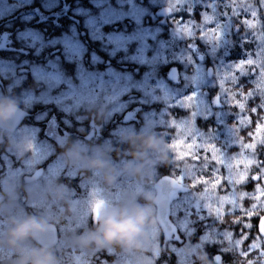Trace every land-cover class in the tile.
I'll list each match as a JSON object with an SVG mask.
<instances>
[{
    "label": "trees",
    "instance_id": "obj_1",
    "mask_svg": "<svg viewBox=\"0 0 264 264\" xmlns=\"http://www.w3.org/2000/svg\"><path fill=\"white\" fill-rule=\"evenodd\" d=\"M211 2L0 0V31L9 37V46L0 47V95L15 98L23 114L16 128L0 131V264H20L21 252L8 246L7 234L14 219L27 215L43 217L56 229V242L46 247L56 264H264V237L258 229L264 216V179H251L264 165H249L248 179L230 185L226 164L212 161L210 151L203 170L202 158H177L192 140L174 123H190L197 143L208 140L235 157L233 173L244 171V157L252 158L251 150L235 143L233 125L240 110L221 93L220 74L250 53L254 60L264 59L255 55L261 42L253 35L264 31V3L234 0L240 15L227 18L220 13L231 14L232 7L221 5L214 13ZM251 10L257 12L255 18ZM204 13L212 19L206 21ZM245 18L256 27L240 25ZM174 20L182 21L181 27L191 20L195 38L178 32ZM256 81L258 70L236 85L226 82L225 88L256 92ZM259 104L256 92L245 112L252 123L238 134L244 142H252L249 132L257 141L264 138V132L255 131L264 110L250 112ZM92 122L100 127L96 135ZM51 130L57 138L50 136ZM145 135L160 138L167 155L135 156ZM179 141V150L167 147ZM76 147L84 149L86 158L106 160L116 180L105 184L103 173L71 163L67 153ZM199 154L204 156L203 148ZM256 159L264 161V147L258 145ZM194 163L197 177L208 183L192 188L185 175L179 192L169 199L172 229L167 231L158 217V184L161 178L174 180L187 173ZM216 168L220 182L213 187ZM241 193L247 195L241 199ZM145 194L155 197L156 224L143 248L78 243L94 227L91 207L98 199L143 203ZM225 196L235 198L237 207L224 203L223 217L216 219L219 198ZM254 203L259 211L249 221L244 210ZM204 204L211 206V215ZM248 222L250 229L243 226ZM229 231L231 239L224 237ZM252 243L260 248L251 250ZM24 247L45 246L30 240Z\"/></svg>",
    "mask_w": 264,
    "mask_h": 264
},
{
    "label": "clouds",
    "instance_id": "obj_2",
    "mask_svg": "<svg viewBox=\"0 0 264 264\" xmlns=\"http://www.w3.org/2000/svg\"><path fill=\"white\" fill-rule=\"evenodd\" d=\"M21 110L18 101L9 96L0 95V131L10 128L20 118ZM84 149L73 148L67 155L73 164H83L89 169L103 173L105 184L116 180L114 171L103 158H86L81 155ZM164 142L155 135H145L139 138L137 157L149 154L167 155ZM143 203L130 201L113 204L98 199L92 207L94 227L78 237V243L84 247L106 248L116 246L128 249H140L145 246L150 232L156 224L153 205L155 197L149 194L143 196ZM49 229L47 219L27 215L14 219L7 234V244L10 248L21 252L20 264H56L53 252L46 247L25 248L30 240L41 239Z\"/></svg>",
    "mask_w": 264,
    "mask_h": 264
},
{
    "label": "snow or ice",
    "instance_id": "obj_3",
    "mask_svg": "<svg viewBox=\"0 0 264 264\" xmlns=\"http://www.w3.org/2000/svg\"><path fill=\"white\" fill-rule=\"evenodd\" d=\"M261 3H264V0H261ZM221 5L225 9L232 7L231 14H229L227 10H225L223 13H220L224 17L233 18V17H238L240 15V12L237 10L235 6L234 0H212V2L208 4V7L211 8L213 12L215 13ZM251 7L252 6L249 5L246 11L250 10ZM169 10L171 11L174 9L170 8ZM190 11L191 9H189V12ZM250 14H251V17L253 18L257 16V12L255 10H251ZM203 16L206 21L212 19L211 17L207 16V13H204ZM174 23L176 24L178 32L182 33L183 35L187 37L195 38V32L193 31V29L196 27V25H194L191 20L183 23V27H181L182 21L174 20ZM240 25L245 26V28L248 30L254 29L256 27V24L253 22V20H249L247 18L242 20L240 22ZM240 25H237V27H239ZM221 27H222L221 24H217V28L221 29ZM253 35L256 40H259L261 42V48L259 49V51L255 53L257 57H261L262 55H264V31L260 33L253 32ZM220 36H221V33L216 34V41L220 39ZM252 57H253V53H250L247 59L239 61L238 63L232 65L228 71H223L220 74L221 93L226 97V100L229 104H231L233 107L238 108L240 110L238 113H236L237 121H236V124L233 125L234 135L236 138L235 143L239 142L240 147L242 149L252 151V158L244 157V159L241 161L244 164V171L242 173H233V165L231 163V160L235 159V157H228L221 148L216 146L215 143H210L208 140H204L203 143H197V136L194 134L193 127L191 126L190 123L188 124H184V123L175 124L174 123L173 124L175 128L185 129L186 134L192 140L191 143L186 145V151L181 152L180 156H178L177 158H182L184 156H190L193 161H197L202 158L204 163L203 165L199 167V170H203L209 166L210 161H209V157L207 153L210 151L212 161H216L218 164H226V167L229 171V175L225 179H227L230 185L239 184L248 179L249 165H253V164H256L257 166L264 165V161H258L256 159L258 145L261 147H264V138H261L260 140L257 141L255 139L254 134L252 132H249L248 135L249 137H252V142H244L243 138L238 135L242 127H245L252 123V116L245 114V112H246L248 100L250 98H254L256 95V92L259 93L260 104L259 106L252 107L250 109V112L252 114H255L260 110H264V59L254 60ZM233 69H235L236 71H232ZM257 70H258V81L255 82L256 92L251 91V90L245 92L242 86L239 92H235L232 89L225 88L226 82H231L233 85H236L239 83L240 77L254 75L257 73ZM238 96L241 98L237 99ZM257 120L258 122L256 124V129H255L256 133L264 132V116L257 117ZM182 144H183V141H179L167 147H170L173 151H177L181 148ZM201 148L204 149V153H205L203 157H201L199 154V149ZM240 155L243 156V153H241ZM197 170H198V166L195 163L192 164L188 172L174 179L173 183L177 185L181 184V182L185 178V175H188L191 178L192 188H195L198 183H208V181L204 180L203 178L197 177ZM218 173H219L218 168L213 170V175L216 177V181L213 184V187H215L216 184L220 182V177ZM251 179L252 180L264 179V167H261L259 174L251 176ZM257 189L259 190V185L257 186ZM245 195L247 194L241 193L240 198L243 199ZM219 203H220V206L215 209L216 219H222L223 217L222 209H223L224 203L231 204L233 206L232 210H234L237 207L236 199L230 198L228 196L220 197ZM204 207L207 209L209 215H211L212 214L211 206L208 204H204ZM260 208L264 209V205H261ZM244 211H245L246 217H248L250 221L253 215L258 214V211H259L258 205L254 203L251 206L250 210H244ZM239 222L240 221H234V223H239ZM243 226L246 229H250L252 227L250 222L244 223ZM259 232L264 234V216L260 217ZM225 236L231 239L232 232L229 231L227 233H224V237ZM246 238L247 237L244 236V239ZM242 242H243L242 240H237V243L239 245L242 244ZM249 247L251 250H257L260 248V246L257 243H252ZM246 255H249V253L247 252ZM260 255L264 256V252L260 253Z\"/></svg>",
    "mask_w": 264,
    "mask_h": 264
},
{
    "label": "water",
    "instance_id": "obj_4",
    "mask_svg": "<svg viewBox=\"0 0 264 264\" xmlns=\"http://www.w3.org/2000/svg\"><path fill=\"white\" fill-rule=\"evenodd\" d=\"M23 114L21 112L20 118L16 121L14 125H12L7 130H13L16 128L20 122L22 121ZM160 193L164 196L163 198L159 199L157 203V211H158V217L161 222L165 225L167 230L171 227V223L168 222V204L169 199L171 198V192L178 190L177 184L173 183V179L171 178H161L159 184H158ZM260 224V221H259ZM258 224V229H259ZM262 237H264V234L260 233ZM57 240V232L56 229L53 226H49L48 232L39 240H36L39 244L45 246V247H51Z\"/></svg>",
    "mask_w": 264,
    "mask_h": 264
},
{
    "label": "rangeland",
    "instance_id": "obj_5",
    "mask_svg": "<svg viewBox=\"0 0 264 264\" xmlns=\"http://www.w3.org/2000/svg\"><path fill=\"white\" fill-rule=\"evenodd\" d=\"M162 11V10H161ZM6 46H9V37L7 36V34H4L3 32H1L0 31V47H6ZM176 75H177V73H176V70H173L172 72H171V77H176ZM132 115L134 116V113H132V114H128L127 115V117L129 118V117H132ZM90 127H91V130H92V132L95 134V132H97V133H99V131H100V127H98V126H96L93 122L90 124ZM51 132L52 133H50V136L52 135L53 136V134H54V137H56V133L55 132H53V130H51ZM96 135V134H95ZM57 138V137H56ZM61 140V139H60ZM100 158H101V156H100ZM97 171V170H96ZM99 172V171H98ZM100 173V172H99ZM184 190V189H183ZM98 191V190H97ZM177 191V190H176ZM176 191H172L171 192V195L173 194H175V193H177V192H179V189H178V191L176 192ZM98 192H100V191H98ZM172 195V196H173ZM119 196L121 197L122 196V194L120 193L119 194ZM159 198L158 199H161V198H163L164 196L162 195V194H160L159 196H158ZM92 207H93V205H92ZM92 207H91V212H92ZM93 213V212H92ZM165 226V225H164ZM166 228V227H165ZM170 230L172 229V226L169 228ZM166 230H167V228H166ZM167 231H169V230H167Z\"/></svg>",
    "mask_w": 264,
    "mask_h": 264
}]
</instances>
